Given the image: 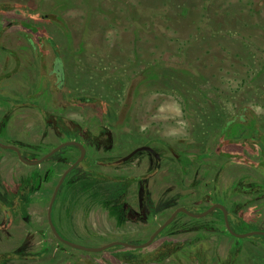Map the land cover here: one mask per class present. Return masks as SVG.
Wrapping results in <instances>:
<instances>
[{
	"label": "flooded vegetation",
	"instance_id": "flooded-vegetation-1",
	"mask_svg": "<svg viewBox=\"0 0 264 264\" xmlns=\"http://www.w3.org/2000/svg\"><path fill=\"white\" fill-rule=\"evenodd\" d=\"M0 9V264H264V115L218 96L188 136L125 131L132 101L94 95L60 16Z\"/></svg>",
	"mask_w": 264,
	"mask_h": 264
},
{
	"label": "rangeland",
	"instance_id": "rangeland-1",
	"mask_svg": "<svg viewBox=\"0 0 264 264\" xmlns=\"http://www.w3.org/2000/svg\"><path fill=\"white\" fill-rule=\"evenodd\" d=\"M10 4L23 14L39 9L60 16V41L69 44L75 65L101 86L91 90L94 95L112 106L127 97L132 101L125 131L188 136L192 111L214 107L218 96L228 106L248 104L264 115V0H0ZM149 53L160 60L152 62ZM150 65L162 78L135 88L141 79L134 78L145 80ZM81 112L100 121L98 107ZM204 141L189 140V150L203 149ZM235 239V245L242 240Z\"/></svg>",
	"mask_w": 264,
	"mask_h": 264
},
{
	"label": "water",
	"instance_id": "water-1",
	"mask_svg": "<svg viewBox=\"0 0 264 264\" xmlns=\"http://www.w3.org/2000/svg\"><path fill=\"white\" fill-rule=\"evenodd\" d=\"M82 158V154H81V157L77 160V162L80 160ZM41 160V159H40ZM76 163V162H75ZM164 225H162L156 232H155V234L163 227ZM154 236V235H153ZM153 236L150 238V240L153 238ZM150 240L149 241H147V242H145V243H143V244H141V245H139V246H145V245H147L149 242H150ZM114 244H116V242H112V243H109V244H106V245H104L103 247H101V248H105V247H108V246H111V245H114Z\"/></svg>",
	"mask_w": 264,
	"mask_h": 264
}]
</instances>
